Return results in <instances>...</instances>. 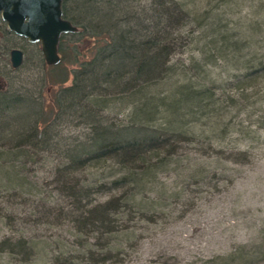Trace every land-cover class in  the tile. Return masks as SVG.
Wrapping results in <instances>:
<instances>
[{
  "label": "trees",
  "instance_id": "16d2710c",
  "mask_svg": "<svg viewBox=\"0 0 264 264\" xmlns=\"http://www.w3.org/2000/svg\"><path fill=\"white\" fill-rule=\"evenodd\" d=\"M149 1L65 0L64 17L79 30L62 35L59 51L66 61L67 43L92 38V57L80 62L72 47L69 59L79 64L69 72L39 55L42 88L60 86L54 105L28 86L0 91V222L15 231L0 235V249L10 262L100 264L114 251L120 257L133 231L123 215L141 207L137 195L151 176L178 167L179 144L225 141L236 128L225 121L228 111H261L255 106L264 102V0H220L226 8L249 2L251 9H206L201 17L211 18V27L200 21L199 28H180V37L179 23L196 21L197 12L185 0ZM179 49L188 56L174 59ZM248 126L240 131L263 128L264 115ZM38 168L48 171L42 183ZM103 191L113 192L94 200ZM30 204L39 218L74 222L77 239L92 236L75 249L54 248L20 225L36 213L21 211ZM239 253L222 264H246Z\"/></svg>",
  "mask_w": 264,
  "mask_h": 264
},
{
  "label": "rangeland",
  "instance_id": "374dc122",
  "mask_svg": "<svg viewBox=\"0 0 264 264\" xmlns=\"http://www.w3.org/2000/svg\"><path fill=\"white\" fill-rule=\"evenodd\" d=\"M145 1L150 4L149 0ZM185 2L189 9L197 12L196 17L199 18L183 24L186 26L179 23L178 37L180 28L183 31L199 28L200 21L210 28L211 18L204 22L201 17L206 9L215 8V11L241 15L251 9L249 2L232 8L224 7L220 0ZM227 16L230 18V15ZM6 26L0 14V91L28 86V90L47 106L54 105L55 93L60 86L47 85L42 88L41 79L45 72L39 56L42 54L41 44L8 34ZM93 41L92 38H83L65 45L69 49L67 60L64 61L62 52L60 55L69 72L79 64H73L69 59L72 47H76L81 62L92 57L90 47ZM14 48L24 52L23 64L18 68L11 63V50ZM184 56L188 54L180 53L179 49L174 59ZM72 80L71 74L66 85H70ZM255 108L261 111L235 108L227 112L226 123H232L236 128L225 141H217L212 136L201 142L186 143L182 149L179 144L174 161H178V167L169 166L156 176H151L144 184L143 191L137 195L141 207H133L123 215V218H132L129 223L133 230L123 239L125 253L118 257L114 251V256L100 264H222L230 260L233 251L244 253L246 264L248 261L250 264H264V127L258 131L251 130L248 135L240 131L242 127L247 131L249 121L264 115V102ZM250 114L253 115L250 117ZM75 129L78 128L72 127L73 132L77 131ZM72 130L66 131L67 134ZM237 147L240 151L248 152L235 153L233 150H238L234 149ZM36 172L42 183L48 171L38 168ZM48 177L51 179L53 175ZM50 185L55 186L56 183L51 182ZM112 192L96 193L94 200H105ZM35 204L33 207L31 204L21 207L22 212L23 209L32 208L36 212L26 222H20L27 233H36L37 237L44 238L50 245L52 243L56 249L60 246L75 249L79 247L80 240L92 236L83 233V238L77 239L74 222H61L56 217L39 218ZM13 227V224L0 222V235L15 232L12 231ZM42 245L39 246L40 251L45 250ZM10 258L0 249V264H16L15 260L10 262ZM80 259L84 262L83 256Z\"/></svg>",
  "mask_w": 264,
  "mask_h": 264
},
{
  "label": "water",
  "instance_id": "95a60500",
  "mask_svg": "<svg viewBox=\"0 0 264 264\" xmlns=\"http://www.w3.org/2000/svg\"><path fill=\"white\" fill-rule=\"evenodd\" d=\"M65 0H0V14L8 29L30 43L41 44V51L50 66L62 61L59 43L63 34L75 33L79 28L63 14ZM24 52L11 50L14 68L23 64Z\"/></svg>",
  "mask_w": 264,
  "mask_h": 264
}]
</instances>
